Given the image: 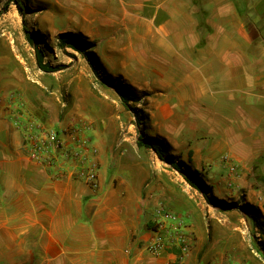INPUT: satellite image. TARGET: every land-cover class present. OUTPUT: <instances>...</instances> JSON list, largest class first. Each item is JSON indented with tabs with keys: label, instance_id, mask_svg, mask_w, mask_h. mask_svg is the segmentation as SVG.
Here are the masks:
<instances>
[{
	"label": "crops",
	"instance_id": "0c3cea01",
	"mask_svg": "<svg viewBox=\"0 0 264 264\" xmlns=\"http://www.w3.org/2000/svg\"><path fill=\"white\" fill-rule=\"evenodd\" d=\"M42 1L54 30L97 39L107 72L149 94L146 105L135 104L149 114L148 129L182 159L187 152L184 164L213 197L243 196L264 222V0ZM10 77L0 81V264H167L177 248L160 257L146 248L163 205L175 215L169 224L191 239L185 264H259L240 225L204 217L185 189L160 191L124 159L125 106L90 96L61 121L54 106H36L39 89L24 75ZM33 123L91 140L99 191L32 160L25 139ZM111 167L125 173L109 175Z\"/></svg>",
	"mask_w": 264,
	"mask_h": 264
},
{
	"label": "rangeland",
	"instance_id": "374dc122",
	"mask_svg": "<svg viewBox=\"0 0 264 264\" xmlns=\"http://www.w3.org/2000/svg\"><path fill=\"white\" fill-rule=\"evenodd\" d=\"M19 1L23 4L25 21L29 30L45 52L46 63L53 66L63 65L65 68L57 73H45L38 68L35 50L27 41L24 32V19L16 3L14 0H0V81L8 83L14 81V78L10 75L14 74L15 80L17 75H24L35 86L36 92L39 89L38 97L35 99L36 106H42L45 110H49V106H54V111L59 115L61 121L67 117L68 121H71L77 116L76 114H80L83 110L81 107L82 102L90 96L105 99L104 95H108L109 98L105 100L110 105L116 108L124 107L114 89L103 83V81L112 83L116 78L126 81L122 77L108 76L103 72L101 73V79L95 76L83 55L74 49L75 45L87 49L88 42L97 45V39L87 37L81 31L54 30L55 22L50 18L49 11L51 7L47 2L42 0ZM63 33L71 34L66 45H63L59 40V35ZM253 34L258 35L256 32ZM88 51L91 52V50ZM94 52H96V48ZM48 102H50V105ZM66 102L68 104L65 106ZM130 105L135 106V103L131 102ZM124 108L126 115L121 121L125 123V133L122 143L126 145L125 150H128L124 159L129 162H137L139 165L138 171L145 177L147 176V184L153 182V185L160 191L168 193L171 187L175 186H179L180 190L185 189L184 194L187 197L190 196L191 200L201 203V209L205 212L204 217L209 218V216H212V220L218 222V224L234 223L240 225L244 231V236H247L248 254L256 263L264 264V254L261 248L264 246V233L257 228L254 222V216H258L256 215L257 210L252 211L251 215L250 213L249 215L245 214L246 208L244 204H241L243 200L242 191L238 193L241 196L240 200L238 198L220 199L224 202L223 204L217 207L208 205L203 195L192 188L180 173L159 160L152 150L137 146L139 131L136 119L126 107ZM137 108L142 109L144 107L141 105ZM142 130L145 137L153 138V141L162 142L164 140L163 135L152 133L147 127L142 128ZM121 147L122 145H120ZM165 154L167 157L183 164V159L187 160V152L182 154V159L177 148L170 143L168 147L165 146ZM109 171V175L125 173L113 167ZM228 186L231 188V183ZM209 193L212 197L211 192ZM165 197L166 195L162 198L163 201H165ZM162 207H165V205ZM206 208L210 210V214L206 213ZM242 219H245L246 222ZM155 226V223L148 224L150 229H155Z\"/></svg>",
	"mask_w": 264,
	"mask_h": 264
},
{
	"label": "built area",
	"instance_id": "2783aa9c",
	"mask_svg": "<svg viewBox=\"0 0 264 264\" xmlns=\"http://www.w3.org/2000/svg\"><path fill=\"white\" fill-rule=\"evenodd\" d=\"M26 132V148L32 160L57 171L69 172L92 190H100L101 169L97 159L99 150L87 136H81L75 130L70 134V140H67L57 130L35 123L27 126ZM224 162L229 165L231 174L238 172V168L228 160L225 159ZM157 213L155 234L147 244V250L160 257L177 248L179 254L167 264H185L191 251V239L180 224H169L175 215L168 209L161 207Z\"/></svg>",
	"mask_w": 264,
	"mask_h": 264
},
{
	"label": "trees",
	"instance_id": "16d2710c",
	"mask_svg": "<svg viewBox=\"0 0 264 264\" xmlns=\"http://www.w3.org/2000/svg\"><path fill=\"white\" fill-rule=\"evenodd\" d=\"M14 2L16 3L19 11L21 12L23 16L24 32L26 34L27 41L35 50L36 64L38 68L42 72H45V73H57L63 70L65 68V66L63 65L53 66L50 63H46L45 52L38 44L35 37L32 35L25 21V13H24L22 2L19 0H14ZM70 36H71L70 33L60 34L59 40L62 42L63 45H66L69 42L68 38ZM86 46H87V49L80 47L78 45H75L74 49L83 55V57L85 58L89 66L91 67L95 76L101 79L102 72L110 76L103 62L101 61L97 53L94 52L96 48V44L92 42H88ZM88 50H91V52H89ZM103 83L108 84L109 87L114 89V91L119 96L123 105L134 115L136 119L137 128L139 131V136L136 142L137 146L139 148H146V149L152 150L156 154L159 160L170 165L174 170L180 173L183 176V178L186 180V182L192 188L198 190L203 195L208 205L217 207L220 204H223L224 202L222 200L216 197L210 196L208 185L198 176V174H196L195 172H192L191 169L188 166L184 165L183 163L177 162L175 159L166 156L165 146L166 145L167 147L169 146V142L166 139H164L162 142H156L152 140L153 138L145 137V134L142 128L144 127L148 128V125L150 123V116L144 110L139 109L136 106H131L130 103L131 102L135 104L142 103L143 105H146L147 97H149V94L146 92H138L132 85L125 83L121 78L114 79L112 83H108L104 81ZM245 214L249 215V212L246 209H245ZM256 215L258 216H254V222L257 225V228H259L261 232H264V229H263L264 222L262 221V216L258 212ZM261 248L264 254V246Z\"/></svg>",
	"mask_w": 264,
	"mask_h": 264
}]
</instances>
